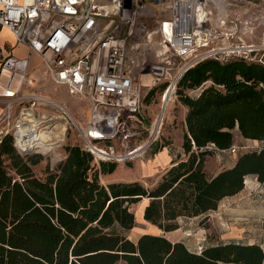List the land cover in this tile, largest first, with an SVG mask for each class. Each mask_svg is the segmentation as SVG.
<instances>
[{"label":"trees","instance_id":"trees-1","mask_svg":"<svg viewBox=\"0 0 264 264\" xmlns=\"http://www.w3.org/2000/svg\"><path fill=\"white\" fill-rule=\"evenodd\" d=\"M175 90L187 108L186 158L150 188L139 180L102 183L100 173H111L117 164L99 160L79 144L67 145L66 157L40 176L34 167L43 154L23 155L12 134L3 135L0 264H264V247L257 243L232 240L198 252L165 235L129 237L136 225L132 205L143 198L149 199L144 218L171 231L180 218L216 210L222 199L244 189L248 176L264 183V145L239 152L233 167L213 177L205 170L212 149L234 145L235 130L245 139L264 141V64L208 58L185 71ZM195 90L200 91L191 95ZM140 123L134 124L138 131Z\"/></svg>","mask_w":264,"mask_h":264},{"label":"built area","instance_id":"built-area-1","mask_svg":"<svg viewBox=\"0 0 264 264\" xmlns=\"http://www.w3.org/2000/svg\"><path fill=\"white\" fill-rule=\"evenodd\" d=\"M248 5L258 6L253 20L239 19L237 7ZM3 28L30 50L28 57L0 59V101L6 104L1 133H11L23 155L53 153L73 127L79 145L99 160L131 158L152 143L128 151L115 146L116 138L139 133L134 124L143 74L151 75L150 85L166 81L165 98L185 71L205 59L264 64V0H0ZM33 53L54 82L89 99L86 126L50 96L24 92L35 83L28 75ZM20 103L26 104L13 117L12 107Z\"/></svg>","mask_w":264,"mask_h":264},{"label":"rangeland","instance_id":"rangeland-1","mask_svg":"<svg viewBox=\"0 0 264 264\" xmlns=\"http://www.w3.org/2000/svg\"><path fill=\"white\" fill-rule=\"evenodd\" d=\"M237 10L241 12L240 18H250L253 20L255 13L258 10L257 5L239 6ZM257 37V36H256ZM257 39V38H256ZM1 40L3 45L6 47L7 52L9 48L14 45V38L3 31L1 33ZM20 54V50L15 49L14 52L10 51L7 54ZM45 64L43 58L37 54L33 53L30 57L29 64V76L35 80L33 86L25 85V93H44L50 96L52 99L60 102L72 115V117L78 122L82 127L86 126L91 120L92 106L89 99L85 96L73 95L70 93L69 87L65 84H58L53 81L50 74H45ZM143 95H142V106L138 113L139 119L142 123L139 124L140 131L135 139H125L122 141L119 138L115 139V146L121 151H128L138 145L147 144V142H152L149 146H146L142 152H138L133 157L125 159L123 161L114 160H103L107 163L115 162L117 167L107 174L100 173V180L106 181H133L139 180L146 187L150 188L156 184L157 180L160 179L162 174L167 169L165 165H154V149L160 145H171L181 147L183 143V134L185 130L184 124V105L178 100L176 90L172 93L173 98L167 106H164L165 100H163V86H167L166 81L158 82L157 84H151V75L143 74ZM200 90L190 91L191 95H196ZM152 93V94H151ZM151 95V96H149ZM26 103L16 104L12 107V116H16L20 107L24 106ZM6 109V104L0 101V116L2 112ZM160 123V125H159ZM4 123L0 122V139L3 134L1 133ZM158 131L155 132V130ZM69 132L62 140V144L58 146L53 153L49 155H43L42 160L35 165L34 169L36 174L43 176L45 170L48 166H54L59 163L60 160L66 157L65 147L67 145L79 144L77 139V133L75 128H69ZM142 130V131H141ZM237 130H235L236 133ZM236 141V134H235ZM249 144L251 148L240 149L241 152H246L247 150H252L259 145L258 142L254 140H244L238 143V145ZM173 146V147H174ZM177 148V147H176ZM181 151L184 152L182 147ZM240 152V153H241ZM239 155V154H238ZM154 165L151 167L153 170L146 171V166ZM248 182L246 183L242 193L243 198L240 199L238 204L242 207L243 216L240 220L243 221V225L246 226L243 231L255 242L262 244L264 247V183L259 181L256 176H248ZM247 180V179H246ZM252 180V181H251ZM247 198H250L251 202H247ZM142 205V200L138 203L132 205V210L137 213L138 209ZM252 207V208H251ZM233 208H236L233 205ZM251 208V209H250ZM225 217L223 219L220 217L213 216H200V217H185L179 220L180 228L169 232L167 235L174 239H179L184 241L185 244L196 251H199L202 247L208 246L210 244H215L222 241V237H226L224 234L238 227V224L228 226L221 221L225 222ZM231 222V221H228ZM142 228L146 229L145 224H139ZM239 236L238 241H247L248 235ZM141 234L138 235V238ZM133 236L136 235L133 234ZM119 264H124L121 261Z\"/></svg>","mask_w":264,"mask_h":264},{"label":"crops","instance_id":"crops-1","mask_svg":"<svg viewBox=\"0 0 264 264\" xmlns=\"http://www.w3.org/2000/svg\"><path fill=\"white\" fill-rule=\"evenodd\" d=\"M3 31L7 32L8 34H10L14 38V45L11 48H9L8 52H7V49L3 45V42L1 40V33ZM0 42H1V45H2V51H1L0 59H2L3 57H5V56H3V55H5L4 53H9L10 51H13L14 52V50L17 49V48H18V50H20V54H15V55L23 56V57H28L29 54H30L29 48L26 45L19 44L17 42L15 36L9 30H7L5 28H3L0 31ZM184 111H185V115H186V112H187V108L186 107H184ZM235 134H236V141H235V143H234L233 146H240V145H238V143L242 142V138L244 140H248V141L251 140V139H245L243 136H241L238 130L236 131ZM254 141L258 142L259 145H261V144L264 145V141H257V140H254ZM173 146L168 145V146H165L163 149L159 150L158 152H154L155 153L154 154L155 156L153 158L154 160H153V163L152 164H154V165H159V164L160 165H165L166 168H168L175 161H178L180 159L186 158L185 152L181 151L182 146L181 147H178V146H174L173 147ZM211 151H212V153L211 154H208L206 156V160H205V170L207 171V173H208V175L210 177H213V176L217 175L220 171H222V170H224L226 168L233 167L235 165L237 159H238V153L241 152V151L231 152L230 150H227V151H219V150H214V149H212ZM154 165L148 164L146 166V169L145 170L146 171L153 170L151 167H153ZM248 180H250V179L247 178L246 183L248 182ZM101 182L104 183V184H107V183H110V182H113V181H106V180L103 179ZM157 182H158V180H157ZM245 185H247V184H245ZM242 191H240L239 193H237L235 195L227 196L224 199H222L221 202H220V204H219V206H218V208L216 210H212V211H209L208 213H205V214H202V215H199V216H195L194 218L200 217V216H206V215H209V216L216 215V216L220 217L221 219H223V216H224L225 217L224 218L225 219V222L224 221H221L222 223L226 224L227 226H228L229 223H231L232 225L233 224L234 225L238 224V227L235 226V228L227 231L224 234L226 237H222V241L223 242H229V241H232V240L233 241H238L237 238H241L239 236L244 235L245 231H243V229L246 228V226L243 225V221H240V220H244V219H241L242 216H243L242 215L243 214V211L242 210H244V209H242V207L238 204V202L240 201V199H242L243 196H244V194L242 193ZM248 201L251 202L250 198H247V202ZM148 203H149V199L148 198H143L142 199V205L138 209V212L135 213L136 214V225H135V227L133 229H131L128 232L129 237L132 240L137 241L139 234L152 233V234L165 235V236H167L173 242L181 241L179 239H174L171 236L167 235L169 232H171L173 230H171V231H164L158 225L153 224V223L147 221L144 218V210H145V207H146V205ZM233 205H235L236 208H233ZM183 218H185V217H183ZM180 219H182V218H180ZM179 220H178V223L180 225ZM228 221H231V222H228ZM139 224H145L147 226L146 229H144L141 226H139ZM178 228H180V226ZM133 234L136 235V238H135V236H133ZM245 235H248V233L247 234L245 233ZM248 236L249 237L246 238L247 241L242 242V243H244V244L257 243V242L254 241V239L251 238V235H248ZM239 242H241V241H239ZM257 244H260V243H257ZM210 245H213V244H210ZM203 248L204 247H202L201 249H199V251H201ZM190 250L196 251L194 249H190ZM124 264H128V263H126L124 261Z\"/></svg>","mask_w":264,"mask_h":264},{"label":"bare ground","instance_id":"bare-ground-1","mask_svg":"<svg viewBox=\"0 0 264 264\" xmlns=\"http://www.w3.org/2000/svg\"><path fill=\"white\" fill-rule=\"evenodd\" d=\"M173 95H174V94L172 93V91H170V92L168 93V95H166V97L163 98V100L165 99V104H164V106H167V104L169 103V100L171 101V99L173 98ZM65 125H67V124H65ZM159 125H160V123H159ZM156 131H158V129H156L155 132H156ZM62 137H63V135H62ZM140 149H141V150H139V153L142 152V150H143L142 146H141Z\"/></svg>","mask_w":264,"mask_h":264}]
</instances>
